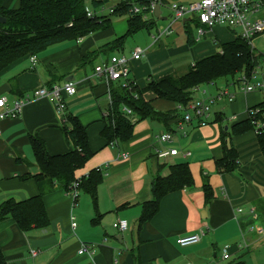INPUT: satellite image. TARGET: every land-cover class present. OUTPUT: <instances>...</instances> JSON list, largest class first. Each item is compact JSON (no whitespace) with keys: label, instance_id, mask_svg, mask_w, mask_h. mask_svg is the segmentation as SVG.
I'll return each instance as SVG.
<instances>
[{"label":"crops","instance_id":"obj_1","mask_svg":"<svg viewBox=\"0 0 264 264\" xmlns=\"http://www.w3.org/2000/svg\"><path fill=\"white\" fill-rule=\"evenodd\" d=\"M18 5L19 0L4 2L5 9L13 10ZM224 30L229 32L224 27H214L208 36L212 34L218 41L216 31L223 34ZM231 36L219 42L217 51L223 43L234 39ZM115 37L108 29L77 42L55 44L36 56L34 67L29 56H25L0 72V98H6L9 108L17 101L23 102L19 113L0 122V204L7 199L26 200L39 193L38 183L31 177L39 168L29 144L30 135L37 134L50 155L72 150V143L61 129L62 121L54 102L33 97L34 90L60 85L69 77L74 78L77 93L64 97V114L77 117L86 128L93 153L75 171V178L104 168V178L97 189V212L88 195L80 193L73 202L55 185L43 196L50 221L47 229L23 233L14 221L2 222L0 248L7 264H136L135 255L139 256V264H264V235L259 233L264 229V155L255 134L229 136L232 125L244 120L248 108L261 103L264 94L235 93L231 103L222 99L232 115L226 121L234 122L224 128V137L227 143H232L238 159L237 169L230 173L216 170L215 162L223 155L224 116L219 112L214 117L209 115L203 126L196 119L183 123L174 118L166 124L146 119L135 124L129 141L108 144L101 132L111 103L108 91L117 84H107L95 76L94 69L119 56L117 53L121 51L102 49ZM158 41L153 40L155 46ZM208 49L203 57L215 54L214 48ZM142 51L139 60L128 58L129 79L139 89L152 79L177 72L169 62L164 63L165 59L152 61L148 51ZM143 60L145 63H141ZM143 98L164 113L178 109L172 103L157 100L152 92H146ZM181 111L178 112L183 116L188 112ZM165 133L173 134L174 140L169 146L178 152L162 161L155 157V150L168 146L158 142V137ZM123 155L128 157L123 159ZM180 163L188 164L193 188L165 196L157 214L139 228L141 206L152 199L153 179L158 175L167 176L169 167ZM206 179L214 196L208 206L202 191ZM204 209H207L205 220L201 218ZM96 214L99 221L93 224ZM72 221L76 224L74 230ZM118 221H125L127 230L113 229ZM201 229L205 234L199 243L186 247L177 244L178 238ZM82 245L89 247L93 255H79ZM225 250L229 255L227 260H223ZM37 259L40 260L36 262Z\"/></svg>","mask_w":264,"mask_h":264},{"label":"trees","instance_id":"obj_2","mask_svg":"<svg viewBox=\"0 0 264 264\" xmlns=\"http://www.w3.org/2000/svg\"><path fill=\"white\" fill-rule=\"evenodd\" d=\"M110 0H19L18 8L5 9V0H0V18L5 23H0V72L25 56H37L48 47L63 43L77 42L93 33L111 29L116 35V29L110 16H98L96 12L103 9ZM151 0H133L142 7L148 6ZM163 3L164 0H161ZM88 4V5H87ZM130 3L117 0L113 6V17H124L126 31L123 35L115 37L102 49L117 52L122 51L127 38L141 30L151 31L157 29L159 22L154 16L148 20L143 19L141 14L130 12ZM94 13L93 17H87L86 10ZM186 34V44L192 46L195 39L189 28V22L183 25ZM215 54L206 56L195 62L188 71L182 75H167L157 80H151L147 86L139 89L133 86L131 89L121 85L110 86L108 94L111 98L105 126L101 136L110 143H125L133 136L134 126L137 122L151 120L166 124L176 118L183 121V114H179L175 108L173 112H161L156 110L150 102L143 99L146 92H152L157 100L181 106L183 111H188V104L192 101L193 88L201 84H209L217 79H235L233 84H238L241 75L249 77L260 55L253 54L249 44L239 37L223 43ZM95 52L91 53L94 54ZM85 57L83 58V60ZM49 86L47 88H51ZM123 107L129 109L132 115L123 112ZM256 111L251 118L250 112ZM136 118L135 121L132 119ZM219 120V119H218ZM264 123V101L248 108L246 118L232 125L231 135H242L248 132L255 134L253 121ZM61 129L65 137L72 143V150L64 154L50 155L44 142L37 134L29 136L35 162L39 172L31 177L38 183L39 193L26 200L7 199L0 204V224L5 220L14 221L17 228L27 233L33 229L45 230L50 221L47 216L43 196L59 186L65 195L69 196L74 183H78L79 194L83 193L90 197L93 209L97 212V189L104 178V168H96L85 177L76 179L75 171L81 169L93 156L89 148L86 128L82 126L77 117L64 114ZM221 134L223 155L216 160V170L220 173H230L237 169V152L231 142L227 143ZM257 143L264 155V129L258 131ZM20 161V159H17ZM162 168V167H161ZM160 168V169H161ZM194 186V180L187 163H180L169 167V174L165 177L156 176L151 184L152 199L142 204V212L138 219V227L150 221L158 212L162 199L174 192L190 189ZM205 206H208L214 196L213 190L207 179L202 186ZM73 200V202H75ZM98 214V213H97ZM95 215L92 220L97 224L99 217ZM139 264V256L134 257ZM0 264L7 261L0 248ZM240 264V263H239Z\"/></svg>","mask_w":264,"mask_h":264},{"label":"built area","instance_id":"obj_3","mask_svg":"<svg viewBox=\"0 0 264 264\" xmlns=\"http://www.w3.org/2000/svg\"><path fill=\"white\" fill-rule=\"evenodd\" d=\"M123 2L130 3V12L133 14H141L143 19L148 20L154 16V9L156 6L162 5L161 0H151L148 6H138L133 0H122ZM113 8V7H112ZM110 8L109 13L112 14L114 10ZM169 8L172 12V23L167 28L157 29V34L153 37L154 40L162 37H168L173 33V27L175 23L179 22L180 25H184L183 21L194 22L197 41L204 37L208 32L212 31L214 27H224L232 33L234 37H239L246 41L253 53H257L253 42L256 38L264 34V0H197L192 4H169ZM100 9L98 11H102ZM263 12V16L259 17V13ZM87 17H93L94 13L91 10H86ZM97 15V12H96ZM103 16V15H102ZM195 16V18H194ZM217 52H221L218 50ZM143 55V51L140 48H135L131 54L132 60H139ZM260 55V54H256ZM29 60L32 67L36 65V56H29ZM262 67H258V63L255 65L252 73L249 77L244 74L240 76L237 85V91L231 93L228 89L221 90L215 98H208L200 100L195 104L187 106L191 111L189 114L185 112L183 123H190L193 119L199 121L200 125L206 124L209 117L210 107L209 104H215L217 101L227 99L228 102H232L235 98V93L248 94L253 93L256 90L264 92V57L262 58ZM258 69L262 70L260 74H257ZM95 76L103 79L107 84L121 85L123 88L131 89L135 84L129 79L130 67L129 59L125 56H114L108 61L103 62L94 69ZM258 75V76H257ZM257 77H260V81H257ZM77 93L76 84L73 81H64L60 85H55L52 88H39L33 91L34 99L48 98L54 102L56 113L61 121H64V97H72ZM205 94V93H204ZM264 94V93H263ZM23 107L22 101H17L12 108L7 106L6 98H0V122L6 118L14 117L21 111ZM178 110H183L181 106H178ZM123 112L127 115H131V111L123 107ZM256 115V111L250 112L251 118ZM235 119V117H233ZM135 121V120H134ZM255 126V134L261 129H264V123L262 121H253ZM1 135V127H0ZM174 136L172 133H165L158 137L160 144L168 145L166 148L155 150V157L164 161L170 156L177 155V149L170 147L173 143ZM128 156L123 155L122 158L126 159ZM78 183H74L69 193V197L72 200L78 198ZM71 228L74 230L76 224L71 222ZM113 229L118 232H124L127 230V223L125 221H118L113 224ZM259 233L264 235V229L259 230ZM205 232L201 229L198 233L180 237L177 240V244L181 247L197 244L201 241ZM223 260H227L229 255L227 251H224ZM86 254L88 256L93 255V252L86 245H82L79 250V255Z\"/></svg>","mask_w":264,"mask_h":264},{"label":"rangeland","instance_id":"obj_4","mask_svg":"<svg viewBox=\"0 0 264 264\" xmlns=\"http://www.w3.org/2000/svg\"><path fill=\"white\" fill-rule=\"evenodd\" d=\"M117 0H110L108 4L103 8L102 11H97L98 16H110L113 23H115V29H116V37L121 36L126 31V24H125V18L124 17H113L110 15L109 10L112 8ZM165 3L162 2L161 5V17L166 18V21H159L157 22L156 28L160 30V28H167L172 23V12L168 6V4H172L173 2H178L181 4H192L197 2V0H164ZM88 5V4H87ZM263 16V12L259 13V17ZM195 18V16H194ZM189 28L192 32V36L195 39L194 45L191 47L186 44V34L184 31V28L182 25L179 24V22L175 23L173 27V33L170 35V37H162L160 40L157 39L158 44L155 46L153 43L154 36L157 34V29H152L151 31L141 30L137 32L135 35L127 38L123 50L120 53H117L119 56H126L129 58L134 51L135 48H140L141 50L148 51L150 56L153 58L152 61L158 62L160 60H164V63L169 62L173 68L178 69L175 73V76L182 75L187 72V70L192 66L195 62L198 60L204 58V54L208 52V47L214 48V50L217 52V46L219 45V42H223L227 40L229 37H232L231 34L224 30L223 34H220L219 30L216 31V36L218 41H215L213 39V35L211 33L210 36L206 34L204 37H201L198 41L197 35H196V29L194 22H189ZM254 48L258 54H260L258 58V67H262V58L264 57V34L259 36L255 39L253 42ZM215 52V53H216ZM256 53V54H257ZM207 54V53H206ZM209 54V53H208ZM255 54V53H253ZM141 63H145V60H143ZM262 70L258 69L257 74H260ZM258 76V75H257ZM238 75L235 76V79L232 80L231 78H221L217 79L213 83L209 84H201L196 88H193L192 93V101L188 104H195L200 100L208 99V98H214L216 97V93H219L221 90L228 89L230 92L237 91V85H233V81L238 79ZM257 81H260V77H257ZM203 92L205 94L203 95ZM253 93H264L259 90H256ZM262 100L264 101V96H262ZM144 99V98H143ZM210 112L209 115L211 117L216 113H222L223 117V125L222 127H230L234 122H227L225 118L230 120L232 118V115L227 108V103L223 100L217 101L215 104H209ZM188 113L190 114L191 111L188 110ZM40 259H37L36 262H38ZM249 260V259H247ZM229 262V261H226ZM225 262V263H226ZM42 263V262H41ZM39 263V264H41ZM252 264V263H251Z\"/></svg>","mask_w":264,"mask_h":264},{"label":"water","instance_id":"obj_5","mask_svg":"<svg viewBox=\"0 0 264 264\" xmlns=\"http://www.w3.org/2000/svg\"><path fill=\"white\" fill-rule=\"evenodd\" d=\"M154 17L156 19H158L159 21H166V18H162L161 17V10H160V6H156L155 9H154ZM187 21V20H186ZM186 21H183L184 23ZM0 23L3 24L5 23V20L3 18H0ZM73 77H69L66 79V81H73ZM201 218L202 219H206L207 218V209H204L202 212H201Z\"/></svg>","mask_w":264,"mask_h":264}]
</instances>
